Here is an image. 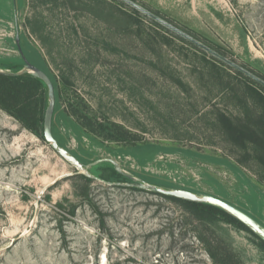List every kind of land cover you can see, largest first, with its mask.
I'll list each match as a JSON object with an SVG mask.
<instances>
[{
	"label": "rangeland",
	"instance_id": "obj_1",
	"mask_svg": "<svg viewBox=\"0 0 264 264\" xmlns=\"http://www.w3.org/2000/svg\"><path fill=\"white\" fill-rule=\"evenodd\" d=\"M18 46L95 180L0 107V264H264L250 232L135 190L148 177L264 226V0H0V70H21ZM32 92L41 115L47 88ZM101 159L130 181L88 166Z\"/></svg>",
	"mask_w": 264,
	"mask_h": 264
},
{
	"label": "trees",
	"instance_id": "obj_2",
	"mask_svg": "<svg viewBox=\"0 0 264 264\" xmlns=\"http://www.w3.org/2000/svg\"><path fill=\"white\" fill-rule=\"evenodd\" d=\"M188 42H190V41H188ZM190 43L193 44L192 42H190ZM193 45L196 48L200 49L201 51H204V49H201L197 45H195V44H193ZM22 53H23L25 59L30 64H32L33 66L37 67L42 72H44V74H46V76L50 79L51 82L53 81L51 79V77L49 76V74L47 73V71L45 70L44 66L41 64L42 63L41 59H40V57L36 51H32V53H31L32 55H29V53H27V51H24V50H22ZM22 62L23 61L21 59V63ZM9 64L12 65L13 67L18 66V63H16V62H14V65H13V63L10 61ZM13 67L11 69H14ZM13 73H15V72H13ZM52 84H53V82H52ZM39 85L42 86V85H44V83H42L38 79L33 78L30 74H24V75H20V76H7V75L0 74V107L7 114H9L11 117L17 119L22 124L23 127H25L26 129H29L31 131L36 132L37 135L40 136V138L44 139L43 138L44 109L41 112V115H39L38 112H36V111H32V109H31V105L33 104L32 103V97L34 96V93L32 92V90ZM41 102L43 103L42 104V107H43L44 106L43 98H42ZM57 108H58V106H57V103L55 100V107H54V112H53V116H52L51 130H52V134H53L54 138L57 140L58 144L60 146H62V142L60 141V138L55 134L56 122H57L58 110H59ZM224 124L227 128V131H228L227 133L231 132L234 135L238 134V133H235L236 131L232 127V124L230 122L226 121V123H224ZM37 128L40 130L39 133L36 131ZM145 147H146V149L152 148L151 146H145ZM143 153L144 152H139L137 150L134 153L135 156H138L139 163H141V164L146 161ZM71 155H73L82 165H84L85 158L83 157V155L81 153H71ZM103 163H108V162H103ZM100 164H102V163H100ZM95 166H97V165H95ZM85 167H87V166H85ZM107 168L110 170L112 176L114 178H116L115 179L116 181H122V182H124V181L129 182L130 181L124 175L119 174L117 171H115L112 164L107 165ZM82 177H84V176L82 175ZM84 178H86V177H84ZM143 180L146 183L161 186V187H164L166 189H173L172 186L168 187V186L158 184V183H156V181H153L152 179H149L148 177H144ZM137 188H135V190H141L142 191V189H139V188L137 189ZM146 192L150 193L148 191H146ZM153 194H155V193H153ZM159 196H161V195H159ZM161 197L168 199V200H171L173 202L180 203L183 206L187 207V210L190 213V215L202 225L206 226V223H208L210 220H212V217L214 215H218V216L222 217L225 221L232 223V224L250 232L241 223H239L237 220H235L234 218H232L230 215L226 214L224 211L220 210L219 208H216V207H213V206H210L207 204L191 203V202L175 199L172 197H165V196H161ZM253 219H255V218H253ZM262 244L264 245L263 242H262ZM210 257L213 258V255L210 254Z\"/></svg>",
	"mask_w": 264,
	"mask_h": 264
},
{
	"label": "water",
	"instance_id": "obj_3",
	"mask_svg": "<svg viewBox=\"0 0 264 264\" xmlns=\"http://www.w3.org/2000/svg\"><path fill=\"white\" fill-rule=\"evenodd\" d=\"M139 11L146 13L149 17H152L158 20L156 17L152 16L151 14L141 10L140 8L134 6ZM166 25V24H164ZM169 29L175 31L181 37L185 38L186 40L192 42L193 44L197 45L201 49L207 50L204 46L199 44L197 41L189 38L188 36L184 35L183 33L177 31L176 29L166 25ZM18 42V39H16ZM18 51L21 55V59L23 61V66L20 71L18 72H7L0 70V74L7 75V76H20L24 74H30L33 78L40 80L47 88V107L44 112L43 118V138L44 141L51 147V149L57 153L60 157H62L65 161H67L77 172V174L83 175L87 179L95 180V177L88 171V168L82 165L69 151H67L64 147L60 146L57 140L54 138L51 130L52 124V116L55 107V94H54V87L50 79L37 67L30 64L22 54L20 47L18 46ZM252 77V76H251ZM254 80L259 82V80L255 77ZM260 83V82H259ZM103 162H108L116 167V163L110 159H101L94 161L89 166H95ZM133 179V178H131ZM134 180V179H133ZM138 188L152 192L155 194H159L165 197H172L175 199L191 202V203H200V204H207L220 210L224 211L226 214L230 215L232 218L237 220L241 223L244 227H246L255 237L261 240L264 243V226H262L259 222L253 219L251 216L246 214L245 212L241 211L240 209L236 208L235 206L220 200L216 197L206 195V194H195L186 190L181 189H166L162 188L157 185H152L149 183L140 182L136 185Z\"/></svg>",
	"mask_w": 264,
	"mask_h": 264
}]
</instances>
